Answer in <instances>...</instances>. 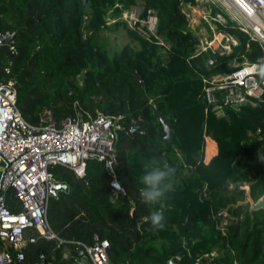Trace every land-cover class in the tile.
Wrapping results in <instances>:
<instances>
[{"label":"trees","instance_id":"1","mask_svg":"<svg viewBox=\"0 0 264 264\" xmlns=\"http://www.w3.org/2000/svg\"><path fill=\"white\" fill-rule=\"evenodd\" d=\"M188 1L88 0L82 9L80 0H0V34L10 38L0 43V83H12L21 117L38 125L46 110L57 126L66 117L101 113L118 125L114 172L122 194H111V178L95 159L86 160L81 177L63 165L48 167L67 188L48 199L46 218L71 253L75 242L91 245L96 235L107 241L108 264H264V209L242 203L246 194L253 201L264 195V90L237 107L222 104L221 115L212 108L226 89L213 88L211 103L202 97L212 76L264 54L258 41L229 27L237 44L227 55L198 50L181 8ZM133 7L136 26L155 17L153 34L120 19ZM119 29L131 42L111 54L93 42L95 34ZM158 115L169 122V142ZM203 141L204 151L213 145L209 157ZM153 157L176 172L167 198L147 204L139 178ZM5 202L17 209L11 194ZM223 209L228 219L219 228ZM156 211L166 217L163 229L149 219ZM22 251L16 264H33L40 253L43 264L71 260L40 237Z\"/></svg>","mask_w":264,"mask_h":264},{"label":"built area","instance_id":"2","mask_svg":"<svg viewBox=\"0 0 264 264\" xmlns=\"http://www.w3.org/2000/svg\"><path fill=\"white\" fill-rule=\"evenodd\" d=\"M186 9L189 26V22L196 23V19L199 25L195 30L198 50L227 55L237 44L236 39L225 30L229 27L258 41L264 54V0H190L186 2ZM150 17L152 25L149 26L146 19L142 20L140 27H135L139 33L153 34L155 17ZM144 24L146 30L141 28ZM8 37L7 32L0 34L2 39ZM250 65L244 64L229 74L214 75L209 80L210 85L202 87V97L208 103L214 100L211 95L213 88L227 90L221 104L212 108L216 115L222 114V104L237 107L248 102L249 98H258L264 90V80L250 72ZM117 128L112 116L101 113L86 119L66 117L56 126L46 110L38 125L30 124L15 106L12 83H0V264L22 261L23 247L36 237L52 240L54 248L62 246V257L70 258V264H86L84 258L87 264H108L106 240H98L93 235L91 245L75 242L76 247L71 253L64 246L65 241L50 228L46 218L47 201L66 190L67 185L55 180L48 167L63 165L81 177L86 160L95 159L103 163L111 178V194H122L114 172L113 142ZM243 188L247 189L246 186ZM7 194L14 197L17 209L11 210L6 205ZM219 215L218 227L222 228L228 219L226 209L221 210ZM44 260L45 256L40 253L33 264H43Z\"/></svg>","mask_w":264,"mask_h":264},{"label":"clouds","instance_id":"3","mask_svg":"<svg viewBox=\"0 0 264 264\" xmlns=\"http://www.w3.org/2000/svg\"><path fill=\"white\" fill-rule=\"evenodd\" d=\"M249 70L264 80V57L258 58L255 63H252ZM175 172V167L153 157L149 170L139 178V182L143 185L140 191L142 200L147 204H156L165 200L167 193L172 188L170 181ZM149 219L154 228L163 229L165 227L166 217L163 211L153 212Z\"/></svg>","mask_w":264,"mask_h":264},{"label":"rangeland","instance_id":"4","mask_svg":"<svg viewBox=\"0 0 264 264\" xmlns=\"http://www.w3.org/2000/svg\"><path fill=\"white\" fill-rule=\"evenodd\" d=\"M181 8L186 14V12H187L186 4L182 3L181 4ZM138 12H139L138 7H133V8L127 9L126 11H124L121 14L120 19H122L128 26L137 27L135 25V22H136L135 20L136 19L134 20L135 22L132 21V20L137 17ZM195 12L199 13L198 11H195ZM147 22L149 23V26H150L153 23V19L149 16V17H147ZM141 23H142V21H139L138 27H140ZM189 23H190L191 28L194 29L193 33L196 34L195 30L197 28H199V25L196 24L197 23V19H196V23H193V24L191 22H189ZM93 42L95 44H97L99 47L105 49L109 54H111L114 49L120 48L123 44H125L127 42H131V41L126 36L124 31L122 29H119V30H117L114 33L108 32V31H102V32H100L98 34H95V36L93 37ZM244 64L245 63L243 62L242 65H244ZM231 67H235L236 68L237 67L236 63L235 62L231 63ZM240 67H238L236 69H239ZM206 137L207 136H204V140H205ZM212 151H213V145L210 142H208L206 144V149L204 151V141H203V152H205L207 157H209L211 155ZM173 178H174V176L171 178V182L173 181ZM212 252H213V254L216 253L215 250H213Z\"/></svg>","mask_w":264,"mask_h":264},{"label":"water","instance_id":"5","mask_svg":"<svg viewBox=\"0 0 264 264\" xmlns=\"http://www.w3.org/2000/svg\"><path fill=\"white\" fill-rule=\"evenodd\" d=\"M80 2H81L82 9H84L87 6L88 0H80ZM0 43H5L6 45H9L10 44V38L9 37L6 39L0 38ZM81 74L82 73H80V75ZM157 120L161 125V130L163 132V139L165 141L169 142L171 140V137H172L169 122L159 115L157 116ZM246 202L249 203L250 209H253V210L264 209V195L259 196L255 201H253L246 194L245 199L242 203H246ZM84 262L87 264V259L84 258ZM167 262H168V264H179V263L175 262L173 259H169Z\"/></svg>","mask_w":264,"mask_h":264},{"label":"crops","instance_id":"6","mask_svg":"<svg viewBox=\"0 0 264 264\" xmlns=\"http://www.w3.org/2000/svg\"><path fill=\"white\" fill-rule=\"evenodd\" d=\"M118 49V48H117ZM216 254V253H215ZM215 254H213V253H211V255H215Z\"/></svg>","mask_w":264,"mask_h":264},{"label":"flooded vegetation","instance_id":"7","mask_svg":"<svg viewBox=\"0 0 264 264\" xmlns=\"http://www.w3.org/2000/svg\"><path fill=\"white\" fill-rule=\"evenodd\" d=\"M247 187V186H246ZM244 189V188H243ZM245 190H247V189H245Z\"/></svg>","mask_w":264,"mask_h":264}]
</instances>
